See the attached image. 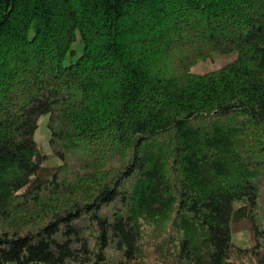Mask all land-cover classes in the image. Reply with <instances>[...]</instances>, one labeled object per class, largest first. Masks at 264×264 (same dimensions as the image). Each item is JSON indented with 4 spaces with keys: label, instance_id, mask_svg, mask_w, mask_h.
Instances as JSON below:
<instances>
[{
    "label": "trees",
    "instance_id": "1",
    "mask_svg": "<svg viewBox=\"0 0 264 264\" xmlns=\"http://www.w3.org/2000/svg\"><path fill=\"white\" fill-rule=\"evenodd\" d=\"M258 208L264 0H0V264H264Z\"/></svg>",
    "mask_w": 264,
    "mask_h": 264
},
{
    "label": "rangeland",
    "instance_id": "2",
    "mask_svg": "<svg viewBox=\"0 0 264 264\" xmlns=\"http://www.w3.org/2000/svg\"><path fill=\"white\" fill-rule=\"evenodd\" d=\"M73 48H75L78 54L81 53V43L79 40L74 41ZM233 55H219L214 54V56L206 61L199 60L194 65H192L189 70L193 73H204L214 69L219 68L221 65L231 61ZM69 62V59H66V63ZM48 114H42L37 119V127L33 133V140L35 142L36 148L41 153H44L48 156L47 164L48 165H57L60 163V159L53 155L51 146L49 144L50 131L47 127ZM236 202V201H235ZM234 202V203H235ZM239 203H235V208L232 215L235 213V209ZM256 218L263 221L264 215L263 212L258 208V211L255 213ZM231 234L232 241L238 246L248 247L252 245V237L249 223L245 220H234L231 222ZM43 264V263H37Z\"/></svg>",
    "mask_w": 264,
    "mask_h": 264
}]
</instances>
